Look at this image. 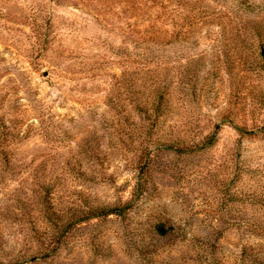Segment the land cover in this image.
Listing matches in <instances>:
<instances>
[{"label":"rangeland","instance_id":"1","mask_svg":"<svg viewBox=\"0 0 264 264\" xmlns=\"http://www.w3.org/2000/svg\"><path fill=\"white\" fill-rule=\"evenodd\" d=\"M0 264H264V0H0Z\"/></svg>","mask_w":264,"mask_h":264},{"label":"trees","instance_id":"2","mask_svg":"<svg viewBox=\"0 0 264 264\" xmlns=\"http://www.w3.org/2000/svg\"><path fill=\"white\" fill-rule=\"evenodd\" d=\"M159 99V98H158ZM160 107V105L158 106V108Z\"/></svg>","mask_w":264,"mask_h":264}]
</instances>
